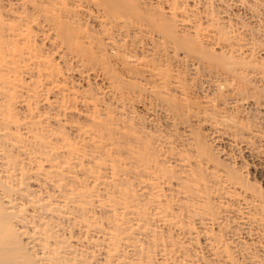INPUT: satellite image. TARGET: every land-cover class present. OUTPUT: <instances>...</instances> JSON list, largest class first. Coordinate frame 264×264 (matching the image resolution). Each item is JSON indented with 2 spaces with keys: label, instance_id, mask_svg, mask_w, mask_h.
Returning a JSON list of instances; mask_svg holds the SVG:
<instances>
[{
  "label": "bare ground",
  "instance_id": "6f19581e",
  "mask_svg": "<svg viewBox=\"0 0 264 264\" xmlns=\"http://www.w3.org/2000/svg\"><path fill=\"white\" fill-rule=\"evenodd\" d=\"M10 1L15 7L10 5L8 9L0 3V264H5V257L6 263L11 257L10 264H99L97 255L102 257V264H264V193H250L243 181L226 171H215L216 167L208 171L210 167L193 160L190 152L185 153L187 147L170 137L167 126L155 118L151 109L154 106L142 103L137 111L135 106L129 108V99L126 101L122 95L126 90L125 86L124 90L120 87L122 82L130 80L131 84V75L128 74L129 79L125 76L126 68L134 67L137 56L129 35L138 38L139 32L143 34L142 24L132 25V33H126L130 28L127 23L134 20L128 18L137 9L140 18V11L147 9L150 1L141 0L139 6H143L138 7L140 0H136V9L134 0H130L131 10L135 8L131 14L130 7H126L130 16L123 6L119 8V0ZM171 7L172 11L178 8L175 4ZM146 15L143 17L148 23L146 17L150 14ZM84 16L97 23V37L90 30L85 31L84 24L80 25ZM155 16L154 20L150 17L154 27L160 22ZM204 16L198 12L189 19L197 27ZM122 17L127 20L125 26L117 23ZM32 25L41 27L42 33H35ZM164 26L163 34L175 38L174 25L166 20ZM36 36L42 37V41L61 40L56 41L60 47L58 56L70 54L82 73L91 66L89 69L103 82V93L111 97V105H106L110 99L104 100V105L98 92L91 95L73 81L70 83L56 62L33 43ZM153 38L146 36L143 41L148 39L149 45ZM161 40L166 44L165 38ZM192 40H180V45L197 52ZM145 67L150 70L148 65ZM145 67L142 66L144 70ZM138 72L140 76L142 73ZM132 84L134 88L139 83ZM114 102L126 111L124 116L129 120L130 114L138 117L144 113L147 118L142 114L143 122L157 132L156 137H151L153 141L149 139L151 133L145 135L148 139L142 136L146 131H141V135L134 129V133L130 132L128 119L112 114L103 116L100 108L108 110ZM41 103L47 105V110H39ZM181 104L178 109L183 108ZM190 144L189 141L187 145ZM174 180L178 181L175 190L192 201L186 211L176 210L174 196L169 195L168 200L164 191ZM221 190L230 194L228 200L234 207L222 197L215 200ZM164 228L177 231L182 242L166 236ZM236 258L240 261L236 262Z\"/></svg>",
  "mask_w": 264,
  "mask_h": 264
},
{
  "label": "rangeland",
  "instance_id": "374dc122",
  "mask_svg": "<svg viewBox=\"0 0 264 264\" xmlns=\"http://www.w3.org/2000/svg\"><path fill=\"white\" fill-rule=\"evenodd\" d=\"M0 1H1L0 2L1 6L3 7L5 6L6 8L7 6H9L8 9L10 8V5L11 7L13 6L15 7L14 4L10 3L11 2L10 0L9 2L7 0L6 1L0 0ZM127 1L128 0H122V1L119 0L120 3L119 5L121 6L119 8H122L123 6L124 8L122 9L123 11L125 9L126 12L128 11L127 10L128 6L130 7L131 10L134 4H136V2H139V0L137 1L131 0L133 1L132 2L133 6L132 4L130 6L129 3L131 1L130 0L128 2ZM149 1L150 4L147 6L150 11L148 10V8L139 11L140 13L142 12L141 14L143 15H146L147 13L148 15L150 14L149 17H146L148 15H146L145 17L146 19H149L147 20L148 23L152 21L151 25H148L143 15H140L141 17L139 18L138 9L135 6L134 7L137 10L133 8V11L134 10L137 11L136 13L138 14L134 13L132 10H131V14L133 12L134 14H136L135 16L134 14L131 15L129 13L130 10L127 12L129 13L128 16L131 15L128 19L129 20L134 19L136 20V22H133L134 20L133 21L128 20L129 22L127 23V27L130 28H128L129 32L126 33L128 34L132 33V25L142 24L140 28L143 29L142 31L143 34L139 32L140 36H138V38L134 37L135 38L134 39L133 34L129 35L130 38L128 37L129 40L132 41L131 43H133L134 41L133 43L134 45L132 44L131 48L134 49L135 46V50L133 54L137 55L135 58V60L137 61V62L135 61V63H137L136 64L137 68L135 67V63H134L135 68L133 66H130L132 70L129 67L126 68L125 76L128 78L130 75L131 76L133 75L132 77L131 76L129 77L131 79V84L129 80V82H124V84L122 82V85L120 86V87L125 86V88L122 87V89L123 88L126 90L128 89L127 91L123 89L125 92H123V90L121 89L122 90L121 92H123L122 95L124 94L123 96L124 98H126V101L129 99L130 102L129 101H128L129 103L127 102L128 105L131 103L129 105V108L130 106L131 107L135 106L138 111L140 104L146 103L145 105H147L148 107H151L150 106L151 104L152 106H154V108L152 107L151 109L155 115V118L157 119L158 117L159 122L162 120L160 123L162 124L163 122L164 127L167 126V131L171 134L170 137L173 136L175 139H178V141L181 144L187 147V150H185L186 147H183V149L185 148L184 149L185 153L190 152V155L192 156L193 160L196 159L204 166H207V168L210 167L209 169H207L208 171L213 167H216L215 171L220 170L233 174L240 181H243L245 183V186L247 185L246 188L250 189V193L251 192L252 193L254 192L253 194L262 193V192L264 193V107H263L264 106V0H177V1L174 0L176 1V3H174L173 0L170 1L149 0ZM121 2H123L124 4ZM126 2L129 5L125 4ZM159 2H161L163 6ZM168 3H170V5ZM139 4H141V0L140 3L136 4V6L137 5L138 7L143 6V5L139 6ZM171 4L172 5L175 4V6H178V8L176 7L177 10H173L174 13L171 10L172 8ZM159 7L165 13H163L162 11L161 13L159 11L160 9ZM201 7L204 8L202 9ZM119 8L118 10L120 11ZM122 9L121 12L123 15L124 12L122 11ZM143 11L146 12V14H144ZM198 12L201 15L203 14V16L205 15L206 17L204 16L203 20H201V22L202 21L204 22L201 23L199 21L200 23H197V27H196L195 26L196 24L192 23L189 18H193L194 15ZM152 14L154 16L155 15L157 16V17L155 16V19L157 18L160 20L159 24L158 22H156L155 24L156 27L152 26L154 25L153 24L154 16ZM191 15H193V17ZM151 16L153 20L152 18L150 20ZM123 17L117 19V23H119V26L120 24L124 26L126 25L127 22V20H125L126 17L125 18ZM88 18H89L88 16H84L83 20L82 19L80 20V23L81 22L84 23L80 25L82 26L84 24L82 28L83 29L85 28L84 30L87 32H89L90 30L89 33H93V35L97 37V35H95L98 34L97 23L92 18H89L90 20ZM118 20L120 21L118 22ZM142 20H144L145 22H143ZM166 20H168V22L174 25L173 26L175 28L174 32L176 33L174 35L175 38L172 37L174 40L172 38H168L163 34L166 33L164 31L165 30L164 22ZM198 24L200 26L202 25L201 26L202 28ZM205 25L208 28L205 27ZM213 25H215V27ZM150 27L151 29H153L152 30L153 32L151 31ZM38 28H39L38 25H32L33 31H35V33L37 32L38 34H41L42 33V32L40 33L41 27L39 29ZM205 28L206 31H204ZM197 29L200 30L202 29L201 31H203V33L200 30L198 31ZM213 30L214 32H216L215 34ZM126 31L128 30L126 29ZM149 31H151L152 34ZM196 32H198V34ZM205 33L207 34V36ZM144 34L147 36V38L149 37V39H151V37L152 38L155 37V39L153 38L154 40L152 41L153 44L151 43L148 45L147 44L148 39L147 41H143L146 38ZM218 34H221L222 36L218 37ZM141 35L143 36V38H141L142 37ZM161 35L162 37H160ZM156 36H158L159 38ZM222 37L225 38L223 39ZM164 38L166 39L165 40L166 44L164 43V40L163 42L161 40ZM184 39L188 41L193 39L191 43L195 41L194 42L195 44L194 43L193 44L198 51L192 52L190 49L181 46L183 44L180 43V40H184ZM213 39L216 40L218 39L219 42L217 43L216 40ZM33 40H34L33 43L41 49L42 53L44 51L43 54L45 55L46 53V56H48L49 59L54 60V62H56L59 68H61L66 73L65 77L68 79L70 83L71 81H73L72 84L77 85L76 87L78 88L81 87L82 89L79 88L80 90H83L84 92L87 91V93L91 95L92 94L96 95L97 92L99 93V95L104 94L103 93L104 86L102 85L103 82L101 81L100 77L95 75V72L93 70L89 69L91 68V66L85 68L87 72L88 71L89 73L91 72L90 73L91 76H90L87 72L82 73L81 71H79L78 68L80 67L77 66L78 62H76L70 54H65L64 57L62 56V58L59 57L60 55L58 56V54H60L59 53L60 47L57 45V43L62 42L60 39H59L60 41L58 40L54 41V38L53 41L52 40L42 41V37L36 36V38ZM155 41L157 42V44ZM55 42L56 45L53 44ZM142 42H144V45ZM139 43H140L139 46L136 45ZM142 45L144 48L141 47ZM137 46L139 48L141 47L140 49L142 50V52L139 48H137ZM145 47H149V50L152 52L151 54L153 55H149L150 51L148 50V48ZM57 48L58 50H56ZM144 49L149 54L147 52H144L143 51ZM154 50L156 51V53ZM163 51H165L167 54L165 52L163 53ZM145 53L149 55V58L151 57L150 59L153 62L149 61L148 60L149 58L146 59L147 55ZM153 57H155L154 60L152 59ZM141 59H143L145 63L144 62L142 63L143 60ZM178 59H183V60L186 59L187 61H181ZM138 63L142 65H139ZM148 63H150V65ZM153 63H155V65ZM130 64L133 65V63ZM147 65L149 67L151 66L150 68L148 67V69H150L148 71L147 68L145 67ZM196 65L199 66H197L195 72L193 71V68H196ZM142 66L145 67V70L144 68H142ZM152 66H155V68H152ZM157 66L160 67L158 68ZM116 67L119 68L120 65L116 64ZM198 67L201 68L199 69ZM190 68L192 69L190 70ZM127 69L129 72L127 71ZM134 69L137 72L141 70L140 72L142 74L145 72L146 75L147 74L148 75L144 76L145 73L142 75L140 72H138L141 75L137 76V72H135L136 73L135 75ZM155 69L158 71L156 74H155L156 71H154ZM158 69H160V71ZM151 70L153 71L154 75L152 74ZM119 71L121 70L118 69V72ZM191 71L195 73L193 74ZM130 72H133V74ZM93 74L95 76H93ZM160 74H162V76L164 77H162ZM22 76L23 79H25L26 81L28 80L26 78V75L25 76L22 75ZM153 76L157 80H153L152 79L154 78ZM165 76L167 77V79L165 78ZM157 77L160 78L161 80L158 79ZM83 78L86 81L83 80ZM133 79H135L134 82ZM147 79L149 80L146 81ZM158 80L162 82H158L160 83L158 84L157 83ZM163 80H166L168 83L165 84L166 81ZM77 81H79L80 83ZM132 83H139L140 85L136 84L137 86L138 85L139 86L136 87V85H134L133 88V86H131L133 85ZM100 86L101 88H99ZM142 86L143 87L145 86L144 89ZM130 88H133L134 92L133 89ZM90 89L91 92H89ZM156 89H158L159 92L158 91L154 92ZM92 90L96 92H93ZM130 90H132V92ZM130 92L132 97L130 96ZM140 92L143 95H141ZM98 93H97V97L102 98L101 101H103V103L104 100L110 99V100H106L108 102L106 103L105 101V103L106 105L109 104L111 105L110 102L113 101H111L110 96L108 95L106 96L105 94H104L105 96L103 95L99 96ZM53 94L54 93H51L50 95L52 96ZM170 94L173 95L170 96ZM169 98L170 100H173L171 101L172 103H174L172 104L173 108L172 106H170L171 102L169 101ZM114 103L117 104L116 102ZM180 104L182 105L183 108L178 109L177 107L179 108L181 107ZM113 106H109L108 110H104V107L100 108V111L102 110L101 113L104 112L103 116H105L106 114H112L113 116L116 117L120 116L123 117L124 119H128L127 121L131 122L128 123L129 124L128 129L130 130V132L134 133L135 130L138 133H140L139 135H141V131H146L144 133L142 132V136L146 137L147 139L148 137L145 135H149L151 133L149 135L150 136L149 139L157 135L156 134L157 132L155 131L154 133L153 131L154 130L153 126L151 128V124L149 125V123L143 122V120H145V118L143 119L142 117L143 115H145L144 113L139 114L141 119L139 118V116L137 117L136 115H133L136 121L133 120L134 117L130 114L132 118H130L131 120H129L127 116H124L126 114V111L124 112L123 108L121 107L119 108L118 104L115 105L118 107V109L117 107H115L117 109L116 112L114 111L115 109ZM46 107H47L46 104L44 105H42V103L39 104V110L44 109L43 111H45ZM154 110L157 112H155ZM168 110L169 112H167ZM180 110L182 111L179 112ZM127 113H129L128 110ZM144 117H146V115ZM63 127L66 128V126ZM68 130H66V133H68L69 136L74 138L72 134L68 132ZM214 132L216 134H213ZM217 135H218V139L215 138L217 137ZM151 141H153L152 138ZM189 141L192 143L190 144V146L187 145ZM164 150H168V148L165 147ZM170 162L172 163L173 161ZM177 182H178L177 180H174L169 187H164V191L168 195V200H170L169 195L174 196L175 201L173 204L176 210L184 209L186 211L187 208L190 209V204L192 203V201L186 197H183V195L179 194L175 190V186ZM136 189H137V185H136ZM229 195L230 194L226 193L224 190H221L216 194L215 200H217V198L220 199V197H222L223 200L227 202V204H231V207H234L233 205L235 204H233L228 200ZM130 220L132 219L130 218ZM163 232L166 236L172 237L174 241L182 242V238L177 235V231L175 233V231L173 232L172 230L170 231L168 228H164ZM101 258H102L101 256L97 255V263L100 262L99 264H102V262H104L103 260H100ZM8 259L9 262L6 263V257H5V264H10L12 262L11 257H8ZM236 260H237L236 262L240 261V259L237 258Z\"/></svg>",
  "mask_w": 264,
  "mask_h": 264
}]
</instances>
